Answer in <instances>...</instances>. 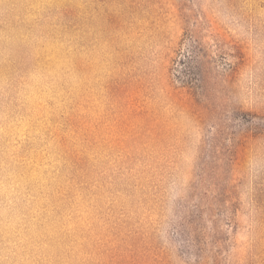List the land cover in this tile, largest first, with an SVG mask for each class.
<instances>
[{
  "label": "rangeland",
  "instance_id": "obj_1",
  "mask_svg": "<svg viewBox=\"0 0 264 264\" xmlns=\"http://www.w3.org/2000/svg\"><path fill=\"white\" fill-rule=\"evenodd\" d=\"M0 264H264V0H0Z\"/></svg>",
  "mask_w": 264,
  "mask_h": 264
}]
</instances>
